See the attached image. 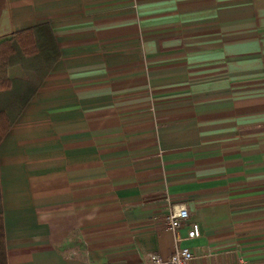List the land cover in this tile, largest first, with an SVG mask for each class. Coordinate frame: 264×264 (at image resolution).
<instances>
[{
  "label": "crops",
  "instance_id": "crops-1",
  "mask_svg": "<svg viewBox=\"0 0 264 264\" xmlns=\"http://www.w3.org/2000/svg\"><path fill=\"white\" fill-rule=\"evenodd\" d=\"M43 22L58 57L0 102L8 264L165 258L175 204L189 264H264V0H0V35Z\"/></svg>",
  "mask_w": 264,
  "mask_h": 264
},
{
  "label": "trees",
  "instance_id": "trees-1",
  "mask_svg": "<svg viewBox=\"0 0 264 264\" xmlns=\"http://www.w3.org/2000/svg\"><path fill=\"white\" fill-rule=\"evenodd\" d=\"M17 47V49H16ZM18 52L19 55L29 57L33 62V59L42 60V63L46 66L48 63H52L59 55V49L54 39L53 32L50 25L47 22L39 23L33 26H28L22 29L13 30L5 34L0 35V91L8 89L12 86L16 87L20 85L21 80H24V87L29 80V72L24 76H16L11 74V59L13 55ZM50 61V62H49ZM25 64H29L27 60L23 61ZM42 63H40L36 70L42 69ZM28 66V65H26ZM28 70V68H25ZM46 69V68H45ZM44 69V70H45ZM34 71V68L32 72ZM42 75V74H41ZM18 82V84H17ZM31 86L34 85V81H30ZM26 91V87H25ZM32 95V89L24 96V102ZM11 117L5 109H0V140L11 126ZM0 264H8L7 251L5 243L4 222H3V207L0 193Z\"/></svg>",
  "mask_w": 264,
  "mask_h": 264
},
{
  "label": "built area",
  "instance_id": "built-area-1",
  "mask_svg": "<svg viewBox=\"0 0 264 264\" xmlns=\"http://www.w3.org/2000/svg\"><path fill=\"white\" fill-rule=\"evenodd\" d=\"M162 224L174 234L173 249L169 256L162 257L151 253L144 264H189L194 258L193 250L183 241L195 238L200 234L197 221L190 220L189 212L184 204H175L161 218ZM182 229L184 231H182ZM238 264H254L243 256H239Z\"/></svg>",
  "mask_w": 264,
  "mask_h": 264
},
{
  "label": "rangeland",
  "instance_id": "rangeland-1",
  "mask_svg": "<svg viewBox=\"0 0 264 264\" xmlns=\"http://www.w3.org/2000/svg\"><path fill=\"white\" fill-rule=\"evenodd\" d=\"M17 49V47H16ZM18 50V49H17ZM19 51H17V53L15 55H13L12 59H11V66L13 69L15 70H20V68L24 69L25 68H28L29 70V74L27 76H29V80L27 82V84H25V87H26V93H28L29 91H31V89L35 86V84L38 82L39 78L41 77V74L43 73L44 69L46 68L45 63L43 65L42 63V60H38L36 58L33 59V62L29 61L30 63L29 64H25L24 62H18V59H19V54H18ZM34 56H29V57H26L27 60L33 58ZM42 63V69L40 70H36L37 66ZM28 65V66H26ZM34 68V71L32 72ZM22 75V74H21ZM33 80L34 81V85L31 86L30 84V81ZM13 84L14 82L12 83V86L8 89H5V90H2L0 91V102H10L9 99L11 97V95L15 92V87H13ZM18 84V82H17ZM21 86H24V84H20L19 85V88ZM7 105V104H6ZM234 255H232V260H233V264H238V258L240 256V254H236V253H233ZM205 256H207V253L204 254Z\"/></svg>",
  "mask_w": 264,
  "mask_h": 264
}]
</instances>
